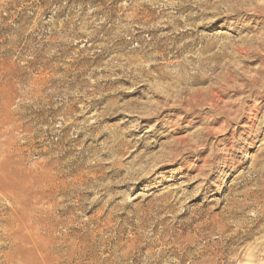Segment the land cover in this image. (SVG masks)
Listing matches in <instances>:
<instances>
[{"label":"rangeland","instance_id":"374dc122","mask_svg":"<svg viewBox=\"0 0 264 264\" xmlns=\"http://www.w3.org/2000/svg\"><path fill=\"white\" fill-rule=\"evenodd\" d=\"M0 264H264V0H0Z\"/></svg>","mask_w":264,"mask_h":264},{"label":"bare ground","instance_id":"6f19581e","mask_svg":"<svg viewBox=\"0 0 264 264\" xmlns=\"http://www.w3.org/2000/svg\"><path fill=\"white\" fill-rule=\"evenodd\" d=\"M233 211H234V210H233ZM236 211H237V210H236ZM236 211H235V212H236ZM189 223H190V222H189ZM221 235H222V234H221ZM221 240H222V239H221ZM201 254H202V253H201Z\"/></svg>","mask_w":264,"mask_h":264}]
</instances>
